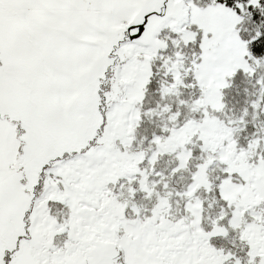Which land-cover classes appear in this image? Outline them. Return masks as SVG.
<instances>
[{"label":"snow or ice","instance_id":"1","mask_svg":"<svg viewBox=\"0 0 264 264\" xmlns=\"http://www.w3.org/2000/svg\"><path fill=\"white\" fill-rule=\"evenodd\" d=\"M0 264H264V0H0Z\"/></svg>","mask_w":264,"mask_h":264}]
</instances>
